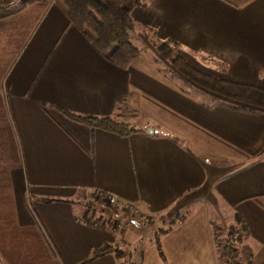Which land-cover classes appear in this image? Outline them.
<instances>
[{"label": "crops", "instance_id": "crops-1", "mask_svg": "<svg viewBox=\"0 0 264 264\" xmlns=\"http://www.w3.org/2000/svg\"><path fill=\"white\" fill-rule=\"evenodd\" d=\"M132 16L134 35L175 41L199 70L264 89V0H143ZM170 71L143 50L125 69L112 64L56 0L0 19V264H225L216 240L222 211L204 203L178 215L213 200V178L247 227L240 262L264 264V182L242 194L225 186L249 164L264 180V110ZM60 108L120 115L153 133L120 136ZM98 190L148 217H181L160 236L163 256L157 235L144 241L112 228L118 216L91 201ZM106 245L122 255L92 257Z\"/></svg>", "mask_w": 264, "mask_h": 264}, {"label": "trees", "instance_id": "trees-1", "mask_svg": "<svg viewBox=\"0 0 264 264\" xmlns=\"http://www.w3.org/2000/svg\"><path fill=\"white\" fill-rule=\"evenodd\" d=\"M37 1L40 0H0V19ZM56 2L66 14L70 24L80 30L100 54L117 67L127 68L142 53V49L133 40L136 24L132 11L141 6L143 0H56ZM155 48L176 72L184 75L188 80L216 92L221 97L234 100L247 107L249 111L264 110V89L225 80L199 70L177 52L175 41H159ZM60 110L77 122L120 136L150 131L136 128L133 124L124 121L120 115L81 116L63 108ZM237 224L247 234V227L241 217H237ZM166 232L159 231L156 238L158 250L162 256L160 236ZM110 251H115L119 256L122 255L117 248L106 245L100 250L93 251L92 257L96 258ZM221 256L229 260L231 264H240V250L233 243H227L222 248ZM123 264L129 263L125 261Z\"/></svg>", "mask_w": 264, "mask_h": 264}, {"label": "rangeland", "instance_id": "rangeland-1", "mask_svg": "<svg viewBox=\"0 0 264 264\" xmlns=\"http://www.w3.org/2000/svg\"><path fill=\"white\" fill-rule=\"evenodd\" d=\"M18 2H16L17 4ZM15 4V5H16ZM134 43L143 50L145 55L153 60L155 63L159 65H167L169 62L164 59L155 48L157 42L152 41L151 39L148 40L146 38H142L141 36L133 34ZM192 64V63H191ZM170 76L174 79L176 78V72H169ZM185 90L190 94H198L197 89H195L192 85H189L185 82ZM194 93V94H193ZM156 130L158 133H162L163 129L160 126H156ZM261 169L257 168L254 164H249L247 167L246 172L239 169L236 173L232 174L231 176L227 177V181H225V186L236 185L239 187V192L245 193L247 192L252 186H256L258 182L263 183L264 180L261 176L258 178L256 177L258 173H260ZM214 178L211 180L210 183V193L206 196H210L213 200L211 202L206 198L200 201L194 202L192 205H186L182 208V210L178 215H185L187 214L190 209L203 207L204 203H211L213 206H216V209L219 211L221 210L224 215H222L223 220H219V228L218 234H216V240L219 242V245L223 248L227 243H233L235 246H240L242 244V237L244 236L241 226L236 223L234 219V214L226 204H224L223 200L221 199V191L223 189L224 182H217L214 184ZM207 190V189H206ZM209 190V189H208ZM204 191V190H203ZM97 207L102 208L103 211L107 212L110 215L118 216L114 222H112V228L116 231L121 233H125L128 228H131V236L136 235L140 240H152L155 236L159 233L160 229H167L171 222H176L179 217L176 213L171 212L170 214L163 213L159 214L158 216L148 217L139 212L133 213L131 209H127L124 207H110L107 204V201L97 195L95 193L93 195L92 200ZM215 204H213V202ZM219 213V212H218ZM115 216V217H116ZM240 262V259H239ZM225 264H231L229 260L225 259ZM240 264H244L241 263Z\"/></svg>", "mask_w": 264, "mask_h": 264}, {"label": "built area", "instance_id": "built-area-1", "mask_svg": "<svg viewBox=\"0 0 264 264\" xmlns=\"http://www.w3.org/2000/svg\"><path fill=\"white\" fill-rule=\"evenodd\" d=\"M96 193L97 195L105 199L110 207H124L127 209H131L133 213L138 212V208L136 205L130 202H122L116 195L100 190L96 191Z\"/></svg>", "mask_w": 264, "mask_h": 264}, {"label": "water", "instance_id": "water-1", "mask_svg": "<svg viewBox=\"0 0 264 264\" xmlns=\"http://www.w3.org/2000/svg\"><path fill=\"white\" fill-rule=\"evenodd\" d=\"M149 133H151V134H152V133H153V129H151V130L149 131Z\"/></svg>", "mask_w": 264, "mask_h": 264}]
</instances>
